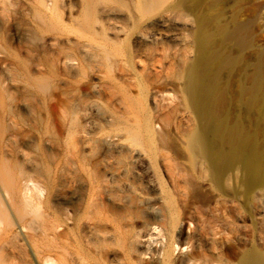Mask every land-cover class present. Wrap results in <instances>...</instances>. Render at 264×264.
Returning a JSON list of instances; mask_svg holds the SVG:
<instances>
[{
  "label": "rangeland",
  "instance_id": "rangeland-1",
  "mask_svg": "<svg viewBox=\"0 0 264 264\" xmlns=\"http://www.w3.org/2000/svg\"><path fill=\"white\" fill-rule=\"evenodd\" d=\"M44 1L0 0V161L41 189L39 218L0 225V263L234 264L233 239L197 230L202 219L219 225L204 186L182 179L176 218L159 212L166 201L153 165L171 190L166 167L188 115L180 75L193 56L191 17L172 0ZM239 19L263 44L264 0H246Z\"/></svg>",
  "mask_w": 264,
  "mask_h": 264
},
{
  "label": "bare ground",
  "instance_id": "bare-ground-1",
  "mask_svg": "<svg viewBox=\"0 0 264 264\" xmlns=\"http://www.w3.org/2000/svg\"><path fill=\"white\" fill-rule=\"evenodd\" d=\"M245 1L172 0L169 5L184 11L194 24L190 34L193 56L180 75V103L188 115L176 131L174 159L166 167L171 190L152 167L166 201L165 208H159L160 215L167 212L176 218L182 179L204 186L214 195L215 223L227 226L202 219L198 232L233 239L237 246L234 264H264V42L257 43L254 27L239 19ZM40 3L47 7L46 1ZM140 128L147 138L152 136L149 115L142 118ZM97 165L94 183L100 185ZM25 174L13 172L0 161V225L5 229L25 222L27 216H40L34 204L40 186ZM183 188L182 193L186 192ZM94 189L97 213L91 227L98 248L101 233L107 232L101 230L99 214L103 192L99 186ZM53 221L49 225H55ZM55 228L49 234L60 236L57 230H61ZM95 257L94 264H102Z\"/></svg>",
  "mask_w": 264,
  "mask_h": 264
}]
</instances>
